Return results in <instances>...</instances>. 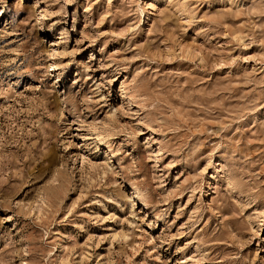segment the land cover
Returning a JSON list of instances; mask_svg holds the SVG:
<instances>
[{"label":"rangeland","instance_id":"374dc122","mask_svg":"<svg viewBox=\"0 0 264 264\" xmlns=\"http://www.w3.org/2000/svg\"><path fill=\"white\" fill-rule=\"evenodd\" d=\"M0 264H264V0H0Z\"/></svg>","mask_w":264,"mask_h":264}]
</instances>
